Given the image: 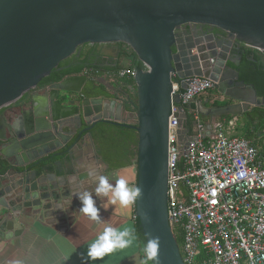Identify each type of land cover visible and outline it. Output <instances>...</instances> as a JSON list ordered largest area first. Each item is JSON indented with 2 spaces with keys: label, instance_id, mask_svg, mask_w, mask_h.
<instances>
[{
  "label": "water",
  "instance_id": "1",
  "mask_svg": "<svg viewBox=\"0 0 264 264\" xmlns=\"http://www.w3.org/2000/svg\"><path fill=\"white\" fill-rule=\"evenodd\" d=\"M187 24L215 32L177 45L176 31ZM114 42L129 45L144 66L134 77V124L125 121L122 102L77 98L87 75L38 89L78 46ZM242 45L264 54V0H0V110L32 92L16 117L0 116V153L12 166L0 176V242L20 235L36 218L56 222L69 216L87 176L76 172L52 179L26 167L74 136L91 137V129L103 121L137 131L136 186L142 196L135 203L136 217L146 241L159 239V264H184L168 220L169 120L172 104L180 103L173 84L185 89L192 76L215 82L226 103L197 104V113L211 124L251 106L264 107L255 86L240 78ZM186 119L184 111L180 121ZM178 133L185 148L187 141ZM14 167L24 169L18 173Z\"/></svg>",
  "mask_w": 264,
  "mask_h": 264
},
{
  "label": "built area",
  "instance_id": "2",
  "mask_svg": "<svg viewBox=\"0 0 264 264\" xmlns=\"http://www.w3.org/2000/svg\"><path fill=\"white\" fill-rule=\"evenodd\" d=\"M136 69H121L133 78ZM215 88L202 76L173 84L168 136V220L178 230L184 264H264V163L245 137L226 135L222 123L208 135L194 112L195 133L186 147L179 139L184 107Z\"/></svg>",
  "mask_w": 264,
  "mask_h": 264
},
{
  "label": "crops",
  "instance_id": "3",
  "mask_svg": "<svg viewBox=\"0 0 264 264\" xmlns=\"http://www.w3.org/2000/svg\"><path fill=\"white\" fill-rule=\"evenodd\" d=\"M116 43L117 42L114 43L115 49L112 51H99L100 54L98 58L93 59L94 63L92 62L91 67H98L101 70L100 73L98 72L99 74L96 75V81L104 85L111 94L120 95L121 97L117 101L122 102L124 95L121 90V80L123 79L120 78L118 83L115 74L110 72L111 69L118 66L119 50L117 49ZM228 50H232V47L229 46ZM228 65L235 68V65L231 62H228ZM91 76L92 73L88 77V80ZM84 87L81 94L77 95V98H83L82 94ZM31 97L32 92H29L18 103L0 110V116L6 118L16 117L20 112L21 106L31 101ZM222 100L226 103L227 99L221 93L212 90L207 95L197 97L190 105H194L195 112L197 111V104L200 101L203 105L210 108L216 107L215 103L221 102ZM252 107L254 106H251L250 109ZM250 109L248 111H250ZM245 113L246 112L233 116L230 119L223 116L217 117L212 124L208 117L201 118L203 116H200V119L205 124L207 133L210 136H213L215 127L218 123H222L226 135L230 137H244L249 130L252 135L250 141L257 147L259 159L264 163V122L259 124L258 121H255L253 124H250V122L248 124ZM179 128L183 140H187L195 133V125L193 130L190 131L185 120L180 121ZM2 130L3 128L1 127L0 134ZM74 137L62 148L52 153H58L61 149L65 148L74 140ZM96 155L98 154L95 149L93 138L86 134L83 138L76 139L66 153V156L53 163L52 171L37 174L39 176L49 175L52 179L71 177L76 172H79L80 175L87 176L82 181V190L89 191L93 194V198L97 202V207L100 208L101 221H93L88 216L81 213L79 211L81 202L76 198L73 201V205L69 211L70 214L67 218L57 220L56 222L36 218L34 221L23 226L20 235L9 240L1 241L0 264H149L144 257L140 240L136 235L137 217L135 213V204L129 207L120 206L119 203L111 205L108 197H96L95 187L97 186V180L95 176L90 175L92 172L98 175H104L112 185H115L117 179L123 177L128 179L131 185L136 186L137 177L133 179L131 175L128 176L127 174L128 169L134 165L110 171L106 164L97 160ZM0 159H5L7 162L9 161V159L2 156L1 153ZM98 159H100L99 156ZM22 168L23 167L15 168V170L19 173L22 172ZM12 177L14 178L16 175ZM108 226L118 229H123L125 227L133 229L136 237L133 244L126 249L117 250L105 256L103 260H87V248L89 243Z\"/></svg>",
  "mask_w": 264,
  "mask_h": 264
},
{
  "label": "trees",
  "instance_id": "4",
  "mask_svg": "<svg viewBox=\"0 0 264 264\" xmlns=\"http://www.w3.org/2000/svg\"><path fill=\"white\" fill-rule=\"evenodd\" d=\"M118 54V66L111 69L110 72L114 73L120 81L118 72L121 69H138L143 68V64L138 59L136 53L132 48L122 42H117ZM242 58L240 65L237 67L240 71V78L246 83H251L255 86L257 94L260 97H264V54L259 50L252 47L242 45ZM100 53L96 50H92L91 53L81 62L76 65H72L64 70H59L63 65L60 64L56 67L50 75L43 78L38 88H43L45 86L51 85L54 82L60 81L65 76L71 74H79L83 72L86 68H93L92 76L89 78L87 85L84 87L83 96L86 98H99L103 97L105 99H120V95L111 94L104 85L96 81V75L100 73L98 67H90L92 65L93 59L96 58ZM99 72V73H98ZM122 81V93L124 98L122 100L123 110L127 113H136L137 111V91L136 84L133 78H121ZM177 78H174L176 81ZM224 102L215 103L216 106L222 105ZM194 105H189L184 107L185 113L187 115L186 125L191 131L194 128ZM1 115V112H0ZM247 117L248 124H253L258 121L259 124L264 122V108L254 106L250 111L245 113ZM228 119L233 116L226 115ZM204 118V117H203ZM86 127V125H84ZM91 136L93 138L96 152L101 159V161L107 165L108 170H118L121 168H126L135 165L137 172V144H138V133L136 130L130 127L120 126L110 122H97L91 129ZM86 134V133H84ZM245 138L249 139L252 137L250 131L244 135ZM78 137L75 136L74 140L67 145L65 148L61 149L58 153L49 154L43 158H40L26 168L28 170H35L37 173L42 174L45 172L52 171V165L58 159L66 156L69 148L76 141ZM12 166L5 160L0 159V175H4ZM22 168L21 170H23ZM137 177V173H136ZM137 219L136 235L140 240L141 247L146 243L145 237L141 231L139 220ZM175 239L179 247L182 245V238L178 230H173ZM149 264H154L152 261H148Z\"/></svg>",
  "mask_w": 264,
  "mask_h": 264
},
{
  "label": "clouds",
  "instance_id": "5",
  "mask_svg": "<svg viewBox=\"0 0 264 264\" xmlns=\"http://www.w3.org/2000/svg\"><path fill=\"white\" fill-rule=\"evenodd\" d=\"M95 176L97 186L95 187L96 197H108L111 205L119 203L120 206L129 207L134 205L142 196V189L139 186L131 185L126 178H119L115 185L109 183V180L104 175H98L95 172L90 173ZM77 198L81 202L79 211L91 220L100 222V208L97 207V202L93 198V194L89 191L82 190L76 193ZM134 231L131 228L123 229L114 228L111 226L105 227L103 231L91 241L87 248V260L96 261L103 260L105 256L117 251L130 247L135 240ZM158 238H148L144 247L143 253L147 261H153L154 264H159L158 261Z\"/></svg>",
  "mask_w": 264,
  "mask_h": 264
},
{
  "label": "flooded vegetation",
  "instance_id": "6",
  "mask_svg": "<svg viewBox=\"0 0 264 264\" xmlns=\"http://www.w3.org/2000/svg\"><path fill=\"white\" fill-rule=\"evenodd\" d=\"M210 32H215V30L209 26H204V25L201 26V25H193V24L184 25L176 31V33H177V45L191 43L196 34H203V33L205 34V33H210ZM114 43H99V44H97V43H85V44H82V45L77 47L76 51L71 56H69L68 58H66L65 60H63L60 63L63 66L61 68H59V70H64V69H66L72 65H76L78 62H81V59L86 58L91 53L92 50H96L97 52H99L101 50L112 51L113 49H115ZM174 52H175V50H174ZM96 58H98V56ZM93 63H94V61H93ZM92 71H93V68L88 67L85 70H83V72H81L79 74H71V75L65 76L60 81L54 82L52 84L59 83V82L63 81L64 79L71 77V76H75V75H87L89 77L90 74L92 73ZM120 78H122V77H120ZM212 90L215 91L216 89L213 88ZM212 90H210V91H212ZM110 100H113V99H110ZM115 100H118V99H115ZM133 115H134L133 113L125 112V114H124L125 121L130 123V124H134L135 120L133 119Z\"/></svg>",
  "mask_w": 264,
  "mask_h": 264
},
{
  "label": "rangeland",
  "instance_id": "7",
  "mask_svg": "<svg viewBox=\"0 0 264 264\" xmlns=\"http://www.w3.org/2000/svg\"><path fill=\"white\" fill-rule=\"evenodd\" d=\"M208 93H210V91L202 94L201 96L207 95ZM133 114H135V113H133ZM201 118H203V117H201ZM230 135H232V134H230ZM127 174H128V176L131 175L133 179L136 178V167H135V165L128 169Z\"/></svg>",
  "mask_w": 264,
  "mask_h": 264
}]
</instances>
